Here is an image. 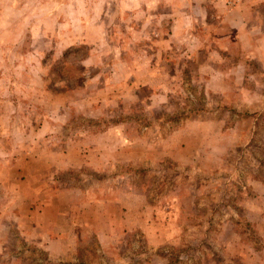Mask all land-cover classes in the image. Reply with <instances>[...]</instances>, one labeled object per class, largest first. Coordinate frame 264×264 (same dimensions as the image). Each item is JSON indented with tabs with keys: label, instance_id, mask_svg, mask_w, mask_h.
Returning <instances> with one entry per match:
<instances>
[{
	"label": "rangeland",
	"instance_id": "rangeland-1",
	"mask_svg": "<svg viewBox=\"0 0 264 264\" xmlns=\"http://www.w3.org/2000/svg\"><path fill=\"white\" fill-rule=\"evenodd\" d=\"M163 3L0 0V211L24 193L49 205L45 221L67 205L92 216L122 236L92 239V264H264V38L234 36L228 61L250 63L232 74L238 88L213 95L174 68L154 85L159 32L146 29L171 30ZM195 121L216 124L193 126L188 143L207 148L184 151ZM21 236L9 244L19 264H43Z\"/></svg>",
	"mask_w": 264,
	"mask_h": 264
},
{
	"label": "crops",
	"instance_id": "crops-1",
	"mask_svg": "<svg viewBox=\"0 0 264 264\" xmlns=\"http://www.w3.org/2000/svg\"><path fill=\"white\" fill-rule=\"evenodd\" d=\"M165 2L164 6L169 8L165 12L166 15H162L164 12L157 15L161 21L166 23V26L171 23V30L167 26L165 29L169 31L164 34L162 32L164 29L160 31L159 29H146L152 39H155L154 34L159 32L156 35L158 38L153 41L155 44L150 45L146 52V58L150 60L149 80L156 82L154 85L167 81L170 70L174 68L179 72L182 71L180 74L190 80L191 78L204 80L205 87L212 91L209 92L206 89L204 92L207 91L213 95L217 92H228L226 86L241 85L242 81L238 80V77H233L232 74L236 76L237 70L241 69L247 77L249 60L243 58L244 66L241 68L238 60L228 61L232 58L226 57V54L232 50L229 48L233 47V39L240 37L239 34L247 33L250 36L249 39L253 36L264 38V12L262 11L264 0H165ZM259 12L263 17V23L257 20ZM146 21L147 23L152 22L150 18ZM176 23H179V28L175 26ZM146 31L144 29L145 34L148 33ZM176 34L181 35V42L183 47L185 46L182 50L179 47L170 46ZM164 37L166 39L162 42L161 39ZM161 44L165 47L163 48ZM241 54L244 56V53L241 52ZM228 64L230 65L224 68L223 65ZM151 67L156 68L159 73L153 72ZM161 87L158 86L155 90ZM160 93L163 102L169 104L174 101L171 94L165 93L164 97L163 93ZM192 113V115L191 112L189 113L191 115L189 120L197 116L194 112ZM197 124L199 128L201 124L212 128L216 122L214 121L212 125L207 124V121L185 123L182 126L184 128L181 129V142L186 143L183 147L184 151L195 149L200 151L207 148L200 143L197 147L196 144L192 146L188 143L190 137H187V133ZM1 195H4L5 200L9 197L4 193ZM20 198V202L14 201L0 211V264H19L21 261L17 253L14 254L10 250L9 245L14 242L13 234L16 230L29 246L34 247L37 254H43V264H92L87 261L86 254H84L92 239L94 241L96 239L103 248L104 246L113 247L114 240L122 241L121 235L114 237L110 234L106 235L105 231H100L91 220L92 216L76 212L72 205H67L62 212H55L52 219L49 217L48 221H45V217L43 218L45 211L42 208L45 205H37L31 196L27 198L24 193ZM104 238H107V241H103ZM151 257L154 256H147L144 262H148L152 259ZM118 259L121 261L119 262ZM118 259L111 260L110 264H125L124 258L119 256ZM23 260L24 264H28L29 259Z\"/></svg>",
	"mask_w": 264,
	"mask_h": 264
},
{
	"label": "trees",
	"instance_id": "trees-1",
	"mask_svg": "<svg viewBox=\"0 0 264 264\" xmlns=\"http://www.w3.org/2000/svg\"><path fill=\"white\" fill-rule=\"evenodd\" d=\"M264 8V7H263ZM171 105V104H170Z\"/></svg>",
	"mask_w": 264,
	"mask_h": 264
}]
</instances>
